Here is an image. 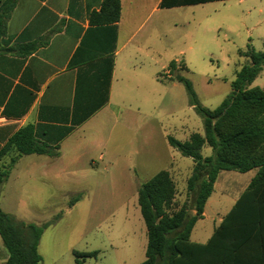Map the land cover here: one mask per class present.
I'll return each instance as SVG.
<instances>
[{"label":"rangeland","instance_id":"rangeland-1","mask_svg":"<svg viewBox=\"0 0 264 264\" xmlns=\"http://www.w3.org/2000/svg\"><path fill=\"white\" fill-rule=\"evenodd\" d=\"M172 15V42L158 43L155 70L160 78L171 62L178 68L170 72L172 80L152 79L148 88L127 94L126 118L131 123L90 132L76 143V163L66 167L63 161L46 169L44 183L34 182L30 177L35 175L29 174L22 187L16 174L0 186L5 212L19 221L47 225L39 242L40 264H77L74 251L97 252L84 264H141L148 235L138 190L161 170L169 171L176 183V205L191 204L187 184L193 160L173 148L168 137L187 141L194 133L203 134L204 125L178 78L191 82L202 106L217 108L249 62L240 52L249 45L264 52V0L218 1L173 10ZM248 87L264 89V66ZM212 153L210 146L203 147L204 157ZM248 178L237 171L220 173L207 215L194 227V240L211 236Z\"/></svg>","mask_w":264,"mask_h":264},{"label":"crops","instance_id":"crops-1","mask_svg":"<svg viewBox=\"0 0 264 264\" xmlns=\"http://www.w3.org/2000/svg\"><path fill=\"white\" fill-rule=\"evenodd\" d=\"M162 1L121 0L120 20L106 23L97 17L104 0H0V117L8 120L0 127V152L29 125L38 141L58 148L55 155L8 150L0 170L13 158L16 162L7 180L19 174L26 187L24 180L47 181L46 169L60 162L71 167L79 156L76 143L90 132L131 123L127 94L139 93L153 80H172L169 67L165 78L157 77V45L172 42L168 25H175L173 10L196 5L163 8ZM257 171L246 172L241 194ZM29 174L35 177L24 179ZM206 215L207 203L197 223ZM192 233L194 243L211 238L194 240ZM7 258L1 240L0 264Z\"/></svg>","mask_w":264,"mask_h":264},{"label":"trees","instance_id":"trees-1","mask_svg":"<svg viewBox=\"0 0 264 264\" xmlns=\"http://www.w3.org/2000/svg\"><path fill=\"white\" fill-rule=\"evenodd\" d=\"M225 0H163V8L205 4ZM97 17L106 23L121 18V0H104ZM249 59L231 83V92L215 109L201 105L191 82L183 77L189 102L203 120L204 133H194L187 141L169 136V144L193 160L188 179L190 205L177 206V186L167 170H161L138 190V203L147 227L148 243L141 264H264V89L249 88L264 66V52L248 46ZM186 67V66H185ZM171 62L169 71L177 69ZM187 69V68H186ZM205 145L213 153L204 157ZM14 149L19 155H55L57 147L36 139L33 126L19 130L0 152V158ZM16 162L0 170V186ZM256 176L225 215L205 244L191 241L192 230L203 217L206 203L222 171ZM78 199H75L77 201ZM74 202H71L72 206ZM47 225L17 220L0 207V238L8 252L5 264H40L39 242ZM77 264L97 256V252H73Z\"/></svg>","mask_w":264,"mask_h":264},{"label":"built area","instance_id":"built-area-1","mask_svg":"<svg viewBox=\"0 0 264 264\" xmlns=\"http://www.w3.org/2000/svg\"><path fill=\"white\" fill-rule=\"evenodd\" d=\"M8 122L6 117H0V127L5 125Z\"/></svg>","mask_w":264,"mask_h":264},{"label":"water","instance_id":"water-1","mask_svg":"<svg viewBox=\"0 0 264 264\" xmlns=\"http://www.w3.org/2000/svg\"><path fill=\"white\" fill-rule=\"evenodd\" d=\"M178 79H180V77Z\"/></svg>","mask_w":264,"mask_h":264}]
</instances>
